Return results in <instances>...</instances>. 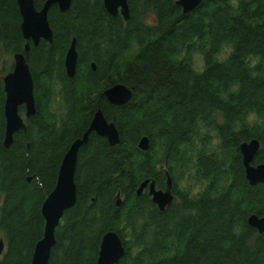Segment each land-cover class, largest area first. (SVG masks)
Returning a JSON list of instances; mask_svg holds the SVG:
<instances>
[{
	"label": "trees",
	"instance_id": "16d2710c",
	"mask_svg": "<svg viewBox=\"0 0 264 264\" xmlns=\"http://www.w3.org/2000/svg\"><path fill=\"white\" fill-rule=\"evenodd\" d=\"M45 1L34 0L35 8ZM176 1L127 0V21L109 15L103 0H71L63 13L53 5L52 43L28 42L35 114L25 118L19 108L25 130L5 148L3 78L27 41L17 0H0V264L31 263L44 231L41 205L97 110L116 127L119 143L91 133L80 148L76 203L55 230L49 264H96L109 231L124 244L118 264H264V233L247 223L252 214L264 216V184L249 185L239 152L241 143L257 140L252 165L264 164V125L242 119L253 110L264 114V0H239L235 9L231 0H201L188 14ZM149 13L151 25L144 23ZM72 40L77 61L69 78L64 60ZM224 42L234 51L220 63L213 56ZM133 44L135 55H126ZM194 51H205L203 73L191 69ZM116 84L132 91L125 105L103 95ZM143 136L146 152L138 148ZM166 174L175 199L160 212L136 190L145 180L163 189ZM185 176L190 183L181 189ZM197 185L202 190L192 196Z\"/></svg>",
	"mask_w": 264,
	"mask_h": 264
},
{
	"label": "water",
	"instance_id": "95a60500",
	"mask_svg": "<svg viewBox=\"0 0 264 264\" xmlns=\"http://www.w3.org/2000/svg\"><path fill=\"white\" fill-rule=\"evenodd\" d=\"M71 0H46L40 10L34 6V0H17L21 15L20 30L25 40H31L34 46L43 40L52 43L53 34L48 23V12L52 5H57L60 12H66L70 7ZM201 0H177L176 5L182 9L183 14H188L196 9ZM106 12L115 17L121 15L124 20L129 18V7L127 0H103ZM75 40L65 54L64 67L66 74L72 78L75 73L77 54ZM29 45H25L22 54L13 57V70L3 78L5 104V137L4 147L9 148L13 142V135L20 130H25L23 118L19 114V108L24 107L25 117L30 118L35 114V101L33 93V80L27 65ZM93 68V66H92ZM94 70V68H93ZM107 102L111 105H124L130 101L132 91L123 84H116L104 91ZM91 133L105 138L109 145L118 143V131L113 123H108L101 110H98L80 139L75 140L63 156L56 184L50 194L41 205L40 212L44 219V231L42 238L34 247L30 264H49L50 255L55 246V230L58 227L64 213L73 208L76 203V185L74 175L76 169L77 155L80 148L87 143ZM260 144L257 140L243 142L239 145L245 178L250 186L264 184V164L252 165L254 157L259 150ZM142 151L149 149V139L143 136L138 143ZM164 190H157L153 181L145 180L137 189L136 195L140 196L148 186V194L151 201L160 212H163L173 202L172 179L168 174ZM115 205H121L120 194H116ZM248 225L264 233V216L252 214L248 217ZM3 251V243L0 241V255ZM125 248L120 236L109 231L101 239L96 264H118L124 257Z\"/></svg>",
	"mask_w": 264,
	"mask_h": 264
},
{
	"label": "clouds",
	"instance_id": "9594fccd",
	"mask_svg": "<svg viewBox=\"0 0 264 264\" xmlns=\"http://www.w3.org/2000/svg\"><path fill=\"white\" fill-rule=\"evenodd\" d=\"M232 7L238 8L239 6V0H231ZM155 17L153 14L149 13L144 17V23L151 25L154 23ZM137 47L135 44H133L131 50L126 54L128 56H134ZM207 49H205L206 51ZM205 51H194L191 55V69L194 73L200 74L203 73L206 68H207V63H206V56H205ZM234 51V46L230 42H224L221 44L219 50L214 54L213 59L217 62L223 63L229 59L231 56L232 52ZM182 56L184 55L183 53L181 54ZM258 62V58L253 61V63ZM238 85L233 86V91L236 90ZM243 121L249 126L253 127L256 125H264V114H260L256 112L255 110L247 112L245 115L242 117ZM240 121H237V127H239ZM219 141H213V144L209 146V150L211 151L212 148L218 144ZM190 182L188 181L187 176L180 182L181 189H184L185 187L188 186ZM194 184V182H191ZM202 190V188L197 185L193 187L191 195L196 196L197 193H199ZM237 232H239V229H237Z\"/></svg>",
	"mask_w": 264,
	"mask_h": 264
},
{
	"label": "bare ground",
	"instance_id": "6f19581e",
	"mask_svg": "<svg viewBox=\"0 0 264 264\" xmlns=\"http://www.w3.org/2000/svg\"><path fill=\"white\" fill-rule=\"evenodd\" d=\"M45 2H46V1H45ZM52 6H53V5H52ZM52 6H51V7H52ZM51 7H50V8H51ZM120 16H121V15H120ZM121 17H122V16H121ZM122 18H123V17H122ZM123 20H124V18H123ZM124 21H127V20H124ZM23 39H24V38H23ZM24 40H25V39H24ZM25 41H27V40H25ZM28 42H31V43H32L31 40L27 41V44H28ZM39 42H40V41H39ZM27 44H26V45H27ZM28 45H29V44H28ZM32 45H33V43H32ZM33 47H36V46L33 45ZM24 48H25V47H24ZM29 49H30V46H29ZM76 54H77V52H76ZM92 66H93V65H91V67H92ZM93 68H94V66H93ZM93 68H92V70H93ZM75 69H76V68H75ZM74 74H75V73H74ZM66 75H67V74H66ZM112 87H113V86H112ZM110 88H111V87H110ZM103 95H104V92H103ZM104 97H105V96H104ZM110 105H111V104H110ZM124 105H125V104H124ZM112 106H122V105H112ZM97 111H98V110H97ZM97 111H96V112H97ZM96 112H95V113H96ZM95 113H94V114H95ZM108 123H109V122H108ZM84 133H85V132H84ZM84 133H83V134H84ZM83 134H82V135H83ZM94 134H95V133H94ZM97 136H98V135H97ZM81 137H82V136H81ZM99 137H100V136H99ZM79 139H80V138H79ZM76 140H77V139H76ZM118 143H119V135H118ZM118 143H117V144H118ZM108 144H109V143H108ZM117 144H116V145H117ZM84 145H85V144H84ZM110 146H111V145H110ZM114 146H115V145H114ZM141 151H142V150H141ZM143 152H146V151H143ZM140 185H141V184H140ZM140 185H139V186H140ZM138 188H139V187H138ZM138 188H137V189H138ZM143 191H144V190H143ZM136 192H137V190H136ZM118 194H119V192H118ZM120 200H121V197H120ZM121 201H122V200H121Z\"/></svg>",
	"mask_w": 264,
	"mask_h": 264
},
{
	"label": "flooded vegetation",
	"instance_id": "af4514ba",
	"mask_svg": "<svg viewBox=\"0 0 264 264\" xmlns=\"http://www.w3.org/2000/svg\"><path fill=\"white\" fill-rule=\"evenodd\" d=\"M119 15V14H118ZM167 179V178H166ZM166 185V184H165ZM166 187V186H165ZM165 187L163 189H160V190H164ZM143 193H147V195L149 196L148 194V186L144 189ZM142 193V194H143ZM172 193H173V196H174V199H175V195H174V192H173V189H172ZM150 197V196H149ZM151 198V197H150ZM122 202V201H121ZM155 205V204H154ZM156 206V205H155ZM156 208L158 209V207L156 206ZM159 210V209H158Z\"/></svg>",
	"mask_w": 264,
	"mask_h": 264
},
{
	"label": "rangeland",
	"instance_id": "374dc122",
	"mask_svg": "<svg viewBox=\"0 0 264 264\" xmlns=\"http://www.w3.org/2000/svg\"><path fill=\"white\" fill-rule=\"evenodd\" d=\"M176 201H177V198H176Z\"/></svg>",
	"mask_w": 264,
	"mask_h": 264
}]
</instances>
